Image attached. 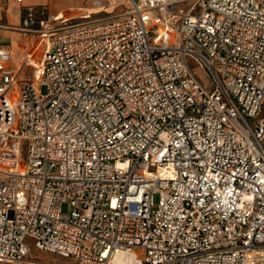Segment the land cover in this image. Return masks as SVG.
I'll return each instance as SVG.
<instances>
[{
	"label": "built area",
	"instance_id": "2783aa9c",
	"mask_svg": "<svg viewBox=\"0 0 264 264\" xmlns=\"http://www.w3.org/2000/svg\"><path fill=\"white\" fill-rule=\"evenodd\" d=\"M187 1L0 23V264H264V0Z\"/></svg>",
	"mask_w": 264,
	"mask_h": 264
},
{
	"label": "rangeland",
	"instance_id": "374dc122",
	"mask_svg": "<svg viewBox=\"0 0 264 264\" xmlns=\"http://www.w3.org/2000/svg\"><path fill=\"white\" fill-rule=\"evenodd\" d=\"M193 1L194 0L187 1L185 3L186 6L189 7ZM69 4H70L69 6L71 7L67 9H62V10H58L60 8L59 6L61 5L59 3L52 4L49 2L47 3V6L49 7L50 13L52 14L64 13L65 15L69 16L73 22L99 21L103 19H108L110 17H113L125 11L124 7L117 6L114 3L112 4L111 2L107 0H104L98 4H93L92 2L88 0H82V1L79 0V2H71ZM64 5L62 6L68 7ZM93 5H104L105 10L102 11L103 8L99 7V9L95 12H99V11H102V12H99V13L88 12L89 10L90 11L92 10L91 8ZM0 10H1L0 18H2V23L9 24L8 19L12 17V12L13 11L17 12L18 10H20V7L16 4L15 0H2L0 3ZM88 13H91V15L87 16ZM26 15H27V9L23 8L22 16L25 18ZM15 26L17 29H9V28L3 29V31L1 32V35L5 37L8 42H12L11 43L12 46H15V42L12 40L18 37L19 38L18 41L21 45H23V47L26 48V45L30 47L31 43H29L28 40L30 39L31 42H33V40L35 39V35H34L35 33L28 29H24L25 27L23 24H15ZM28 49L29 48L23 49L24 50L23 56L27 54V52L29 51ZM35 49H36V46L34 48V52H35ZM39 57H40V52L38 54V58ZM195 71L197 75L199 76V78L203 81V83L206 86H209L211 82V78H210V75L207 73V71L203 69L202 67H198V66H195ZM158 199H159L158 195H155L156 202L158 201ZM28 241L31 244H33L32 239H28ZM33 253L37 258H40L48 262H54V263H59V264H65V263L70 262L69 258L60 256L56 253L49 252L46 250H40V249L34 248Z\"/></svg>",
	"mask_w": 264,
	"mask_h": 264
},
{
	"label": "crops",
	"instance_id": "0c3cea01",
	"mask_svg": "<svg viewBox=\"0 0 264 264\" xmlns=\"http://www.w3.org/2000/svg\"><path fill=\"white\" fill-rule=\"evenodd\" d=\"M1 1L2 0H0V3H1ZM80 1H82V0H80ZM88 1L92 2L93 4H98V3H100V2H102L104 0H88ZM107 1H109V0H107ZM15 2L20 7V10H18L17 12H14L13 11L12 12V17L9 18V19H8L7 15H6L9 24L2 23V18H0V21H1L0 23L5 24V25H8V26H15V24H22V21L24 19V17L22 16L23 8L27 9L26 6H29V5H33V6L47 5V3H49V2L52 3V4L53 3H59L61 5L59 6L60 8L58 10H62V9H67V8L71 7V6H69L70 5L69 3H71V2H79V0H26L24 3H19L17 0H15ZM64 4H66V5H64ZM62 5L68 6V7H63ZM99 7L100 8H103L102 11L105 10L104 9L105 8L104 5H93L92 8H91L92 10L91 11L89 10L88 12H91V13H99V12H102V11L95 12V11H97L99 9ZM0 13H1V10H0ZM91 13H88L87 16H90ZM2 31H3V29L1 30V32ZM16 36H18V35H16ZM18 39L19 38L17 37L14 40H12V41L15 42V46H12V44H11L12 42H9L10 43V46H11V48L13 50L12 60H13V63H15V64H20V63L24 62L25 57L27 56V54L30 52V49H31V45H30V47H28L26 45V48L23 47V45H21L19 43ZM28 42L29 43H32L30 39L28 40ZM27 48H29L28 49L29 51L27 52V54H25L23 56V53H24V50L23 49H27Z\"/></svg>",
	"mask_w": 264,
	"mask_h": 264
},
{
	"label": "bare ground",
	"instance_id": "6f19581e",
	"mask_svg": "<svg viewBox=\"0 0 264 264\" xmlns=\"http://www.w3.org/2000/svg\"><path fill=\"white\" fill-rule=\"evenodd\" d=\"M115 264H138L134 253H119L114 261Z\"/></svg>",
	"mask_w": 264,
	"mask_h": 264
}]
</instances>
